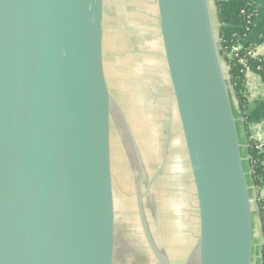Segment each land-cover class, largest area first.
Masks as SVG:
<instances>
[{"label":"water","instance_id":"95a60500","mask_svg":"<svg viewBox=\"0 0 264 264\" xmlns=\"http://www.w3.org/2000/svg\"><path fill=\"white\" fill-rule=\"evenodd\" d=\"M155 1L197 203L198 235L185 264H256L254 187L211 0ZM104 7L0 0V264L118 262L117 123L128 153L130 140L137 147L106 78ZM141 174V228L158 262L171 264L151 233Z\"/></svg>","mask_w":264,"mask_h":264},{"label":"rangeland","instance_id":"374dc122","mask_svg":"<svg viewBox=\"0 0 264 264\" xmlns=\"http://www.w3.org/2000/svg\"><path fill=\"white\" fill-rule=\"evenodd\" d=\"M104 9L106 78L115 105L120 107L137 147L136 150L130 140L128 153L127 147L120 141L119 124L114 123L113 168L115 193L120 207L118 230L121 238L117 264H158L146 243L135 203V185L140 170V192L144 193L143 203L153 238L172 264H185L195 243L198 226L197 218L190 216L196 212L193 210L190 213L186 206L182 174L174 182V189L167 188L168 183L165 182L168 154L174 149V135L180 130L177 126L173 132L174 125L169 118L170 101L166 99L167 91H170L169 80H164L160 75L165 69V62L156 1L105 0ZM144 61H147L146 66L150 70L138 74ZM158 66L160 71L157 69L153 73L151 69ZM146 77L149 84L145 82ZM226 78L228 80V74ZM171 104L174 108L173 99ZM233 108L236 115L234 101ZM115 110L114 106V118H117ZM152 113L154 120L161 122L155 135L148 121ZM238 130L241 131L239 122ZM244 165L248 170L246 160ZM250 190L253 194V189ZM173 197H177L175 205L168 200ZM254 231L257 233L256 218ZM253 258L259 264L255 250Z\"/></svg>","mask_w":264,"mask_h":264},{"label":"crops","instance_id":"0c3cea01","mask_svg":"<svg viewBox=\"0 0 264 264\" xmlns=\"http://www.w3.org/2000/svg\"><path fill=\"white\" fill-rule=\"evenodd\" d=\"M244 1H250V0H224L221 6L217 8L213 0H211L212 19L215 25V31H216V35L218 38L222 36L223 38L228 39L232 37L235 33H238L239 31L242 30L244 26H243L242 20L239 17L238 10H239L240 5ZM253 3H254V8H255L253 28L246 36L239 37L240 46H244L250 43H257L259 42V40L264 34V0H253ZM156 10H157V6H156ZM154 53L156 54L157 52H154ZM144 62H145L143 65L144 67L141 66L139 68L138 74L143 73L144 70L145 71L150 70V68L146 66L147 61H144ZM157 69L159 72L160 71L159 66L153 70L151 69V71H153L154 73V71L155 70L157 71ZM164 70H162V73H160V75L162 76V78L164 77L163 78L164 80L166 79L169 80L166 69ZM145 75L148 76L147 74ZM145 82L148 83L147 77L145 78ZM246 89H247L246 113L248 116L247 123H248L249 136L258 142H264V78L254 72H251V71L247 72L246 73ZM166 99L170 101L169 118L172 124L174 125L173 132H175L177 130V126H178V130H180V126H179L176 109L175 107L173 108V105L171 104V100L173 99L171 89L170 91H167ZM235 110H236V116L239 119V124L241 128V131L239 132V136L241 138L242 147L246 154V130L244 128L243 119L239 116L237 112L236 102H235ZM154 117L155 116L152 113L148 121H149L150 127H152L151 132H153L155 135L157 134L159 130L158 129L159 124H161V122H159V119L155 121ZM173 147L174 149L170 150V155L168 154V161H167L168 163L166 165L167 169H165L166 171L165 182L168 183L167 188L174 189L175 188L174 182L178 180V178L182 174V176L185 179L186 206L188 208V211H190V213H192L193 210L196 212V214L194 215L190 214V216L191 217L194 216L195 218H197V203H196V199L194 196V188L191 182L190 170L186 164V153H185L184 141H183L181 131L174 135ZM263 162H264V157H263ZM143 195L144 193L142 192V196ZM252 197L254 199L256 207L258 203L257 201H261V203L264 204V183L257 191L255 190V188H253ZM176 198L177 197H173L168 200L175 205L177 204ZM135 203H136V200H135ZM254 218H256L257 233L254 231V234H253V250H255L256 252V256L258 257L259 264H261L260 252H261V244L264 239V235L262 233L261 223L258 218L257 209L255 211ZM191 219H192L191 222H193V218ZM196 224L198 226V219L196 221ZM192 234H189V235H191L192 237ZM197 235H198V228H197L196 239H197ZM254 239H256L257 242H255ZM195 243H196V240H195Z\"/></svg>","mask_w":264,"mask_h":264},{"label":"trees","instance_id":"16d2710c","mask_svg":"<svg viewBox=\"0 0 264 264\" xmlns=\"http://www.w3.org/2000/svg\"><path fill=\"white\" fill-rule=\"evenodd\" d=\"M224 0H213L215 6L219 8ZM244 13H240V9ZM239 17L243 22V28L230 38L219 37L220 54L228 67V79L233 88V97L236 102L237 112L243 119L246 130V156L249 170V183L259 190L264 183V142L252 139L248 133L247 89L246 72H254L264 78V59L261 55L252 56V53L260 45H264V34L257 43H250L244 46L239 45V37L246 36L253 28L255 8L253 0L244 1L238 10ZM242 60V61H241ZM257 213L264 235V204L257 201ZM261 264H264V244L260 252Z\"/></svg>","mask_w":264,"mask_h":264},{"label":"built area","instance_id":"2783aa9c","mask_svg":"<svg viewBox=\"0 0 264 264\" xmlns=\"http://www.w3.org/2000/svg\"><path fill=\"white\" fill-rule=\"evenodd\" d=\"M240 13H241V14L244 13V10H243L242 8L240 9ZM256 55H261V56L263 57V59H264V45H260V46L256 49V51H255L254 53H252V56H256ZM241 61H242V60H241ZM247 72H249V71H247ZM247 72H246V73H247ZM263 244H264V239H263V241H262L261 248H262Z\"/></svg>","mask_w":264,"mask_h":264},{"label":"flooded vegetation","instance_id":"af4514ba","mask_svg":"<svg viewBox=\"0 0 264 264\" xmlns=\"http://www.w3.org/2000/svg\"><path fill=\"white\" fill-rule=\"evenodd\" d=\"M144 204V203H143ZM140 222V221H139ZM141 225V224H140ZM143 232V231H142ZM143 235H144V233H143ZM145 237V236H144ZM146 240V239H145ZM146 243H147V241H146ZM148 245V244H147ZM149 247V246H148ZM149 250H150V252H151V254L154 256V254L152 253V251H151V249H150V247H149ZM155 257V256H154ZM169 258V257H168ZM155 259H156V257H155ZM157 260V259H156ZM170 260V259H169ZM157 262H158V260H157ZM171 262V261H170ZM158 264H160L159 262H158ZM172 264V263H171Z\"/></svg>","mask_w":264,"mask_h":264}]
</instances>
